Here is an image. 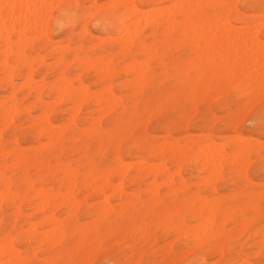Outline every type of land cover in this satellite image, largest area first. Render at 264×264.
I'll use <instances>...</instances> for the list:
<instances>
[{
    "label": "rangeland",
    "instance_id": "1",
    "mask_svg": "<svg viewBox=\"0 0 264 264\" xmlns=\"http://www.w3.org/2000/svg\"><path fill=\"white\" fill-rule=\"evenodd\" d=\"M112 2V0H96V2L92 0H65L61 3L56 2L53 5H80L79 9L73 7L69 9H63V11L73 13L79 11L83 13L86 10H90L91 6L93 5H110ZM61 10L62 9L59 7L52 8L51 13L48 15V32L52 37V43L56 46H59V50L61 52L74 53L72 60L64 61L63 59L59 58L58 60H53L51 59V57L54 53L47 48V45H45L44 47H40L38 46V42H28L25 39L26 44H24V46L26 45L25 47L27 51L31 54L30 62L32 61V70L26 67V70H24L22 73L17 74V76H25L26 73H28L29 69V72L33 71L31 74L34 81L40 83L41 85L54 84L63 77L72 81L80 77L83 80L82 84L89 88L91 92H95L100 90L101 88L98 81L96 80L97 77L94 68V62H96V60L107 61L112 59L115 65L118 66L116 70L117 72H115L112 77V85L114 91L117 94H123V101L128 100L125 98V96H127L128 94L125 93L124 90H122L120 85L125 82L127 78L131 79L132 76L127 75L121 71L123 64L126 62L129 63V61L123 60L120 54H116V52L118 51V47L114 43L113 38L115 37V35L112 30L114 16H116V13L113 11V9H99L96 11L95 15H89L86 18L82 17V22L80 23L73 22L69 24L65 22L63 27L56 28V15ZM239 10L240 13L244 15L243 20L253 21L254 16L260 17L262 16V14H264V1L254 0L252 5H246L245 0L241 3ZM73 20H75V17H73ZM54 28L55 30H53ZM146 41L147 44L152 43L149 38H146ZM34 43L36 44V46H34ZM3 50V40L0 39V78L3 77ZM158 51L160 53L166 51L167 55H169L170 65L166 70H163L157 65L156 62L152 63L151 69L155 71L160 84L157 81L154 85L146 89L143 94L149 91L155 93L160 89H163L165 92H172L173 94H177L176 90L182 88L176 85V80H174V78L167 79V76L165 74L166 71L171 72L174 67L171 66L172 59H179L177 62L178 64H181L183 67H185L184 71H187L188 69V71L195 70V77L198 75V71L196 70V68L201 65V61L203 62V60L197 59V56L193 55L190 52L189 48H187L186 46L177 51L170 50L167 47L164 48V50L162 48H158ZM38 58L40 59L38 60ZM34 59L35 62H33ZM84 60L86 61V63ZM138 60L139 62H143L145 60V57H139ZM39 63L42 64L39 65ZM67 65L70 66L67 67ZM90 66H92V68ZM187 72L185 73V76H188ZM210 74L211 73L208 72L207 76ZM191 78H194V76ZM15 81L16 84H21L22 82L19 80ZM242 85L243 84L237 86L238 88H224L221 91V95L216 97L214 88L212 87L210 81L206 78L202 79L197 83L196 86V89L199 93L198 95L191 97L188 100L187 94H180V98L182 99L183 104L189 106L188 112H190V116L186 115L185 117H175L177 121H182V126L180 123L169 124L167 122L168 116L171 115V110H166L163 121L161 114L158 112L156 116L152 118V120L145 124V137H147L149 142H161L164 139L168 141L178 139V141L183 142L187 137H193L194 140L203 141L205 145L208 143L226 145L228 141L230 142L232 136L237 137V135L239 137L246 138L254 147H256L252 149L249 155L250 159L246 161V164L242 169L243 175L246 177V180L243 184L241 183V169L237 164H234L236 162L232 163V161H230V164H228L229 162H227L223 165H220L222 167L221 173L214 174V172L213 176L211 172L210 174L209 172H204L202 170L201 164L195 165V163L190 160L184 166L185 168L183 167L184 169H177L174 163L168 165L170 174L175 175L173 176L175 185L180 186L181 183L186 184L188 188V192L186 194L177 193L176 196L174 194L175 192H171L169 185L165 186V179L164 181H162V177L154 178L152 176H147L144 174L145 176L136 181V183H130L129 180L126 181L124 187V192L126 193L125 196L123 192L120 191V194L119 191L114 192V190H110L102 195H99L94 194L93 192H91V190L82 189V177H79V183L76 189L71 192L72 196H75L77 199V205L79 206H76L79 207V209L75 206H71L73 209L75 208L73 210L69 206L71 203L67 200L66 197V200L68 201L66 202V208L57 209L54 213H51L49 210L41 213H36L34 209L28 208L27 205H24L23 214L15 215L12 210L7 208V203L0 202V206L2 205V209L0 210V221H5L6 219L12 220L15 217H21L24 220H32L34 222L33 225H35V222L38 221L37 224H41H36L37 226L35 227L43 228L46 232L47 230H50V233V228L54 229L56 223V226L58 225V222L61 223V225L59 224L60 227L59 225L57 226L60 230V233L63 230V238L60 237L61 235L58 236L59 239L62 238L61 242H59V245L58 243H56L59 241V239L56 242L53 241L57 240V236H55L57 233L55 235L52 234L54 235L53 238L50 237L51 235H46H49L50 233L47 232L45 234L47 238H50L48 240H50L52 244V246L49 247L50 249H48V251H51L53 247L64 248L65 245H67L69 248H72L78 246L82 244L85 235H87L90 229L93 233H95V230L98 226H103L105 229H107L105 233L106 235L92 242V245L90 246H94L95 251L85 257L86 259L92 261L98 260L101 262V264H104V262L113 259L129 261L144 260L152 261L153 264H155V262L162 261L167 257L173 255H175L178 259L195 260L198 262V264H203V262H206V264H229V262L230 264H243V262L246 260L255 261L256 264H264V256L260 255V239L262 229H264V223L261 222V217L258 210L261 195L259 194V189L262 186V182H264V171H262L264 170V155H262L260 151V145L262 143L260 140V129L261 126L264 125V91L260 92L261 86L259 85L260 87H252L256 88V90L254 91L256 93L253 94L254 92H252L251 94L246 92L244 87L245 85H243V87ZM75 86H78L77 82H75ZM206 86L208 88V96L207 98H202L200 95L203 91V87L205 88ZM25 91L26 90H22L18 92L17 97L19 101H21L24 95L27 94V91ZM5 93L6 87H2L0 84V101L2 100V97L5 96ZM48 95L49 91L46 90L44 92L43 100L50 102ZM253 95L256 96L254 97ZM252 96L254 99L252 98ZM28 101L29 102L24 103V105L26 104L25 107L34 101V96H30ZM68 107H70V105L67 102L56 103L53 107L55 108V114L53 115V117H51V120L55 125H58V121H66V142L63 161L66 163H70L73 168H77L79 165H82V168H80L82 172H84L85 169L87 170L88 165L86 163V160L84 159V152L76 151V147L82 144L90 146V151L93 155V161L95 162V164L101 166L102 169L112 167L114 165V152L112 150L105 151L104 147L103 149H101V153H98V146L90 142L88 138L83 139L82 137L84 135H80L79 129H81L82 126L79 120H82L85 114H87L88 111L86 107L82 109L79 120H76L77 125H80L74 131H72V129L67 126L69 117L65 114V110ZM235 112L243 113L238 126L230 127L225 125L223 123L224 117ZM113 115V113L108 114L106 117H104V115V118H102L101 121L99 119L101 117H99L98 115H95L94 118H97L100 121V125H102L106 123V121H109ZM17 118H15V126L10 125L8 130L2 132L3 140L10 139L12 135H16L19 138L20 145H24L22 146L23 148L36 146V141L31 137L32 131L29 128V120L27 116L25 114H20ZM45 142L46 141L43 140V143ZM121 142L122 146L116 154H118V157L120 159L125 160L126 163H132L133 165L134 162H138V158L140 159L147 156V148L143 150L140 145H137V143H139L140 141H137L135 139L129 141L127 138H125ZM229 142L227 143L226 147L227 152H230V149H232L229 146ZM55 156L56 153H54V157ZM51 161L52 165L54 166V161ZM147 162L151 164H158L159 161L153 159L151 160V158H149ZM247 165L248 168L244 171ZM173 170L176 171L177 174L175 172V174L172 173ZM129 173L130 177L135 176L136 170H132ZM16 175L17 177L20 176L19 173H16ZM30 175L34 180H36L35 171L30 170ZM217 176L219 177V179ZM56 178L58 179V176H56L55 178H52L51 176L47 178L45 180L46 186L48 188H58L59 183L55 182ZM206 179H211L210 182L212 184L207 181L206 183H204V185H200L198 186V188H195L197 183H199L200 181L205 182ZM153 181L159 183V185L162 181L161 185L163 186H160L161 188H159V185H157L158 187L156 186V188H158L157 194L151 192L152 190H150L149 188L151 182ZM68 184L69 183L66 181L67 195L70 193V184ZM245 189H254L255 191H247L246 194ZM128 193L129 195H127ZM230 193L232 194V196H230ZM237 193L241 196H239ZM233 195H236V197H234ZM242 195L244 196L242 197ZM186 196L189 198L198 196L199 198L203 197L202 199L209 200V198H211L213 200H221V203L219 201V208H215L218 210L214 211L213 209V214L211 216L209 215L208 217L207 213V216L204 215L205 213L202 215V217H204V222L208 218L213 217V219H208V221H211L210 223L208 221L203 223L202 218H198V220L197 218H193L194 212H190L192 210L190 206L192 205L188 204L189 206H185L183 202V200L187 198ZM241 198H243L245 202L237 203V201ZM252 199L255 200L254 206L256 208V211L253 215L244 218L242 213L248 207L247 201H250ZM192 200H196V198H192ZM211 201L212 200L208 202ZM224 207L227 209L226 211L224 210ZM234 210H238V213L236 214ZM197 211L199 212V208H197ZM231 211L234 212L233 216L231 214ZM177 213L180 214L176 215ZM227 213H230L233 218L230 216V214L229 216H227ZM223 214L226 215L227 218L226 216L224 217ZM51 215L55 217V221L54 219H52V221H50L51 219L48 220ZM168 216H170L171 219ZM44 217H46L47 220ZM132 217H135L139 221V223L137 224V230H143L141 232V236L139 237L142 242L139 245L133 244V246L131 247L128 244H124L123 247H119L118 245L122 241H118L116 245H110L108 249L102 248V240L105 238H110L113 233L120 232L124 227L127 226L126 218ZM206 217L207 219H205ZM42 219L44 221H42ZM180 219L181 221L183 220L185 226H182L180 224ZM241 220H243L244 223ZM212 221L214 223H212ZM220 221L225 223L220 224ZM200 223L206 224L209 227L208 229V227L206 228L202 224V226L207 229V232H205L204 228L199 226ZM31 226L32 225H30V228ZM243 228L245 229L244 231ZM59 230L57 232H59ZM208 230L211 232H209ZM198 232V236H200V234L202 236V238L200 236V239L197 236ZM40 233L45 239L40 237ZM207 233H209V236L207 235ZM145 234H150L151 239H144ZM220 234L222 237L219 236ZM43 235L44 233L42 234V232L38 233V236L45 240L44 242H48L46 241V236L44 237ZM204 235L207 238L205 237L204 239ZM39 237L35 241L23 242L18 251H23L26 255L28 253H31L34 258L43 257L44 253L40 250L41 247H37L39 246V243H44L42 239H39ZM209 237L213 238H211L210 240ZM193 239H196L197 241L195 240V242ZM38 240H40L41 242ZM36 242H38V245L36 244ZM167 249H170V252H167ZM168 253L171 254L168 255Z\"/></svg>",
    "mask_w": 264,
    "mask_h": 264
},
{
    "label": "bare ground",
    "instance_id": "2",
    "mask_svg": "<svg viewBox=\"0 0 264 264\" xmlns=\"http://www.w3.org/2000/svg\"><path fill=\"white\" fill-rule=\"evenodd\" d=\"M63 1L65 0H0V3H19V4L46 3L49 5H53L56 2L61 3ZM92 1L96 2V0H92ZM112 1L113 2L110 5L119 4V5H132L133 6L131 8L123 9L118 12L117 10L113 9V11L116 13V16H114V21L112 25V30L115 35L113 40L116 46L118 47L117 48L118 51L116 52V54L117 55L120 54L123 60L129 61V63L126 62L123 64L121 71L127 75L132 76L131 79L127 78L126 81L120 85L122 90H124V92L128 94L127 96H125L126 99H131L135 96L142 95L146 89H148L150 86L154 85L158 81L155 71L151 69L153 62H156L157 65L161 67V69L163 70H166L167 67H169L170 65L169 55H167L166 51H163L161 53L158 51V48H162L164 50V48L166 47L170 50L177 51V50H181L183 47L186 46L187 48H189L190 52L193 55L197 56V59L203 60V62H201V65L196 68V70L198 71V75L196 77L194 76V78H190V80L188 76H185L186 75L185 73L189 69L187 68L188 70L184 71L185 67H183L181 64H178L177 62L179 59L173 58L171 61V66H174L172 71L171 72L166 71L165 73L167 76V79L174 78V80H176V85L182 89L185 87V84L187 82V86L189 89L187 93L188 100L189 98L194 97L199 94L198 90L196 89L197 83L199 81L206 78L211 82L217 72L224 70L223 66L229 60L231 61V68L229 70L232 71L237 77L236 85L230 86L231 88H235L239 86L240 84H243L245 85L244 86L245 91L252 94V92L256 90V88H252V87H257L260 85V72H259L260 65L258 63H254L252 65L251 71H249L247 57L250 54V52L247 49L243 51H239V52L236 49H233L231 54L227 57V59H224L221 56V52L227 51V49L216 51V48H218V45H216L215 41L211 39L205 40L203 47H201L199 44L193 45L191 40L186 41L185 39H183L184 34H182L181 39L173 40L170 42L167 41V37H170L172 35V32L175 30V26H176L175 25V15H174V12L176 10L172 8L173 5H177V4H197V5L227 4L229 5L227 12H225L224 10H220L219 12L212 10L211 17H209L208 15L209 10L207 9L199 10L197 14H195L194 20L187 21L188 30L189 31L194 30L197 24L201 28H203L205 24H208L209 29H211V27L216 24L217 20L222 18L223 25H226L229 30L236 32L239 35L247 37L248 41L254 44L255 54L259 56L260 48L262 45H264V32L261 31L259 25L258 24L255 25L251 31H249L248 25L246 24L241 28L235 27V25L245 22V20H243L244 15L241 14L239 10L241 3L244 2L245 0H112ZM253 1L254 0H246V5H252ZM51 10L52 8L48 9L47 15L51 13ZM27 11H28L27 9H24L25 13H27ZM262 16H264V14H262ZM260 18L261 16L260 17L254 16L253 21H259ZM164 29H166L167 31H165ZM209 35L211 37V35L213 34L210 32ZM17 38L19 39V37ZM146 38H149V40H151L152 43L147 44ZM3 47H4V42H3ZM2 57H4L3 52H2ZM139 57H145V60L143 62H139L138 60ZM39 59L40 58H38V60ZM218 59L220 60L219 64L216 63ZM33 62H35V59ZM31 64H32V61L31 62L29 61L27 65L29 69H31ZM40 64L42 63H39V65ZM68 66L70 65H67V67ZM90 67L92 68V66ZM94 68L96 71V77H97L96 80L98 81L100 88H101L100 90L95 91V92H91L89 88L83 85L82 84L83 80L78 76H77L78 78L74 79V81L70 79L68 80L65 77H63L62 79H59L56 83L50 84V85L48 84L41 85L40 83L35 82L31 74L33 71L29 72V69H28V73H26L25 76L18 75L15 77V80L22 81L21 84H16V83L6 84L4 78L3 77L0 78L1 86L6 87L5 96L2 97V100L0 101V128H1L0 129V202L1 203L4 202L3 200V195L5 191L4 173H5L6 168L9 173L8 182H7V186L9 188L20 189L23 193L31 192V195L16 196L15 194H12L13 198L11 202L7 203V208L12 210L15 215L23 214L24 205H27L28 208L34 209L36 213L37 212L41 213L46 210H49L51 213H54L57 209L66 208V202L69 201L71 203L69 205L70 207L75 206L76 208L79 209V207H77L79 205H77L76 197L72 196L71 194V192H73L76 189L79 183V177H82V184H83V185L81 184L82 189L91 190V192H93L94 194H99V195H102L107 191L114 190V192L115 191L116 192L119 191V193L120 191L123 192L125 196L126 193L124 192L125 190L124 187H125L126 181L129 180L130 183H136V181L140 180L145 175L152 176L154 178L162 177L163 178L162 181H164L165 179L166 183L164 182L163 183L165 184V186L169 185L171 192L172 193L175 192L174 194L176 196H177V193L186 194L188 192V188L185 183H181L180 186L175 185V181L173 178V176L175 175L170 174V169L168 168L169 164L174 163L177 169H182L188 163V161L191 160L195 163V165L201 164L202 170L204 172H209V174L210 172L212 174L214 172H215L214 174H220L221 169H222L220 165H223L224 163H227V162H229L228 164H230L231 163L230 161L234 163L242 155H246L249 157L252 149L256 147V146L254 147L249 142L248 139L243 138V137H239L238 139L236 136L235 137L232 136L230 142L228 141L230 144L229 146L232 148L230 149V152H227L226 150L228 142L227 143L225 142L226 145L225 144L217 145V144H211V143H208L205 145L203 141L194 140L193 137H187L186 139H184L183 142L178 141V139L172 140V141H168L164 139L161 142H149L147 137H145L144 140L137 143V145H140L143 148V150L147 148V156H145L144 158H140V159L138 158V162L136 163L134 162V164L132 165V163L129 164V163H126L125 160L120 159L118 157V154H116L120 150V147L122 146V142H120L117 146L113 147L108 143L98 141L96 138H94V136H88L87 137L88 140L98 146V150H99L98 153H101V149H103L104 147H105V151L112 150L114 152L113 154L114 155V159H113L114 165L112 167H108L107 169H102L101 166H98L93 161V155L91 154L90 146L80 144L76 147V151L84 152V159L86 160L88 169L87 170L85 169L84 172H82L80 169L82 168L81 167L82 165H79L77 168H73L70 163H66L63 161V157L65 153V142H66V121L65 122L58 121V125H55L52 122L51 117H53V115L55 114V108H53L54 105L59 102H67L70 105V107L66 108L65 114L69 117L67 126L70 129H72V131H74L80 125V124L77 125L76 120H79L80 114L82 113V109L86 107L88 111L87 114H85L82 120H79L82 126V128L79 129V132H80V135H84L90 129H94V128L99 129L101 127L100 125L101 119L106 117L108 114H112V113L114 114L118 107V102L123 101V94L122 93L117 94L114 91V88L112 85V77L115 74V72H117L116 70L118 68V66L115 65L114 61L112 59L107 60V61L96 60V62H94ZM181 71L183 72L185 76L183 80L178 79V77L181 75ZM208 72H210L211 74L207 76ZM249 77H251V84L247 82ZM75 82L78 83V86H75ZM223 89L217 90L214 88V93L216 94V97L221 95V91ZM22 90H26L27 92L26 91L25 92L27 94L24 95L23 99L21 100L22 102H21L18 100L17 94L18 92ZM46 90L49 91L48 98L50 102L43 100L44 92ZM260 92H262V90ZM255 93L256 92H254L253 94ZM30 96H34V101L25 107L26 104L24 105V103L29 102L28 99ZM200 96L202 98H207L208 96L207 86L205 88L203 87V91ZM253 96L255 97L256 95H253ZM6 102L9 103V107L7 111L5 110ZM20 114H25L27 116L29 120V128L32 131L31 137L36 141L35 143L37 144L36 146L29 147V148H23L22 146L24 145L22 146L20 145L19 138L16 135H12L10 139L3 140L2 132L8 130L10 125L15 126L14 125V122L16 120L15 118H17ZM95 115H98L99 117H101V118L98 117L100 121L97 118L96 119L94 118ZM43 140H45L46 142L43 143ZM5 144L13 146L12 152L16 155V159L12 160L8 165H5V155H6L4 151ZM54 153H56L55 157H54ZM147 157L148 159L151 158V160L153 159V160L159 161L158 164L148 163ZM51 160L54 161V166L52 165ZM248 165L244 169V171L248 168ZM30 170H33L36 172V180H34L33 177L30 175ZM132 170L134 171L136 170V175L130 177L129 172ZM174 172L176 173V171L173 170L172 173ZM16 173H19L20 176L17 177ZM50 176L52 178H55L56 176H58V179L57 178L55 179V182L59 183L58 188L56 189L48 188L46 186L45 180L49 178ZM211 179H206L205 182L200 181L199 183L196 184L195 188H198V186L200 185H204V183H206L207 181L210 182ZM66 181L70 184V187H69L70 193L68 192L69 193L68 195L66 192ZM162 181L160 182V185L159 183H156L155 181L151 182V185L149 186L150 190H152L151 192H153L154 194H157L158 188H156V186L159 185V188H161L160 186H163L161 185ZM114 182H117V183H114ZM127 195H129V193ZM236 195L235 196L233 195V196L236 197ZM244 195H242V197ZM230 196H232L231 193H230ZM66 197L68 201L66 200ZM103 197H106V196H103ZM192 198H196V200H192ZM202 198L201 197L199 198L198 196L190 197V198L187 197L183 200V202L185 206L188 204L192 205L190 206V208L192 209L190 212L192 211L194 212L193 218L195 219L197 218V220L198 218H202L203 223H205L206 221H208V219L209 220L210 218L213 219V217H210L208 219L206 217L205 219L207 220L204 222V217H202V215L205 213L204 214L205 216L207 215L208 217L209 215L211 216L213 214L212 213L213 209L214 211L218 210L215 208H219V204L221 203V200H219L220 201L219 203L218 200H213L211 198H209L208 200V199H202ZM210 200L212 201L208 202ZM197 208H199V212L197 211ZM1 209H2V205L0 206V210ZM224 210L226 211L227 209L224 207ZM240 210H241V207H240ZM243 210H244V207H243ZM237 211H235L236 214L238 213ZM231 212L230 213L233 216L234 212L233 211ZM230 213H227V216H229ZM179 214L177 213L176 215H179ZM52 215L50 217L48 216L49 217L48 220L51 219L50 221H52V219H54L55 221L56 219ZM225 216L226 215H224V217ZM44 218L47 220L46 217ZM42 221L44 220L42 219ZM241 221L243 222V220ZM37 222L35 223L37 224ZM208 222L210 223L211 221H208ZM220 222H221L220 224L223 223L222 221ZM212 223L214 222L212 221ZM36 224L32 226L35 227L41 223H38L37 225ZM59 224L61 225V223L58 222V225ZM180 224L182 226H185V223L183 222V220L180 222ZM200 224L199 226L202 228L208 227L206 224H203L204 227L202 226V224L201 225ZM248 224H249V221H248ZM55 226H54V229L50 228L51 233H50V230H47V232L50 233L49 235L46 234L47 233L46 231H43L42 234L44 233L43 235L44 237L46 235L47 236L51 235L50 237L53 238L54 235L57 233L55 235L57 236V238L55 237L57 240L52 239L53 241L56 242L59 239L58 236L61 235L60 237L63 238V233H62L63 227L61 228L62 230L61 232L62 234H61L58 227L56 226V229H55ZM206 228H204L205 232H207ZM57 229L59 230V232H57L58 231ZM244 230L245 229L243 228V231ZM198 234L199 232L197 233V236ZM221 234L219 236H221ZM207 235L209 236V233H207ZM200 236H198L199 239H200ZM40 237H42L41 233H40ZM40 237L39 239L43 238V237L42 238ZM203 237L205 239L206 236L204 235ZM43 239L42 241L44 242L45 240ZM48 239L50 238L48 237L46 241H50ZM61 239H59V241L56 242L58 243V245L60 244L59 242H61ZM193 240L195 241L196 239H193ZM37 243L38 242H36V244ZM44 243L41 242V244H44ZM41 244L39 243V246L37 247L40 248ZM169 250L167 249V252ZM170 254L171 253H168V255ZM2 259H4V253H3V250L0 249V260Z\"/></svg>",
    "mask_w": 264,
    "mask_h": 264
},
{
    "label": "snow or ice",
    "instance_id": "3",
    "mask_svg": "<svg viewBox=\"0 0 264 264\" xmlns=\"http://www.w3.org/2000/svg\"><path fill=\"white\" fill-rule=\"evenodd\" d=\"M61 8L62 10L56 15L55 27H63L65 22L71 24L73 22H82L81 18L88 17L89 15H95L99 9H115L118 11L131 8L132 5H93L90 10H86L81 13L79 11L67 12L63 9L76 8L79 9L80 5H49L46 3H0V39L4 42V63H3V78L6 84H14L15 77L17 74L22 73L26 70V67L31 59V54L25 48V39L31 42H38V46L44 47L51 50L54 54L51 59H63L64 61L72 60L74 53H63L59 50V46L52 43V37L48 32V9L50 8ZM172 8L176 10L175 15V30L172 32L170 37H167V41L178 40L182 38L186 41L191 40L193 45L199 44L201 47L204 46L205 40L211 39L218 45L216 51L227 49V51L221 52V56L224 59L231 54L233 49L238 52L245 49L249 50L250 54L247 57V63L249 71H251L252 65L258 63L260 65V86L261 90L264 91V45L261 46L259 56L255 54L254 44L250 43L247 37L239 35L223 25L222 18L217 20L216 24L209 29L208 24H205L201 28L198 24L194 30L189 31L187 27L188 20H194L195 14L199 10L207 9L209 17H211L212 10L219 12L224 10L227 12L229 5L227 4H212V5H197V4H177L173 5ZM27 9V13L24 12ZM109 14V13H105ZM75 17V20H73ZM248 25L249 31L253 29L255 25H259L262 32H264V16H261L259 21H245L241 24L235 25L236 28H241L244 25ZM55 30V28L53 29ZM167 31L166 29H164ZM213 35H209V33ZM186 33V34H185ZM19 37V39L17 38ZM34 46L36 44L34 43ZM202 62V61H201ZM217 64L220 63L218 59ZM154 67V65H153ZM224 70L217 72L210 82L212 87L215 89L228 88L236 85V75L230 71L231 61L229 60L223 66ZM180 71V70H178ZM189 80L191 77L196 75V71H188L187 73ZM162 78V77H161ZM178 79L183 80L184 75L181 71V75ZM251 84V77L248 81ZM187 82L183 89H177L176 93L165 92L163 89L156 91L155 93L149 91L140 96H135L126 101L118 102V107L112 118L106 123L102 124L99 129H90L84 134L83 139H87L88 136H94L98 141H102L110 144L111 146H117L123 139L127 138L129 141L135 139L137 141H143L145 133V124L152 120L153 117L159 112L162 117L165 116L166 110H171V115L168 116L167 122L169 124L180 123L175 117L190 116L187 105H184L180 94L188 93ZM198 94V93H197ZM9 103L6 102L5 110L7 111ZM243 113L235 112L224 117L223 123L227 126H238L239 121ZM239 139V136L237 135ZM260 151L264 155V125L260 129ZM12 147L5 144L4 151L5 165H8L12 160L16 159V155L12 152ZM250 157L246 155L240 156L236 164L241 168V183L243 184L246 177L243 175V167L246 164V160ZM264 171V170H262ZM8 171L7 168L4 173L5 180V191L3 200L5 203L11 202L13 196L20 195H31V192L23 193L20 189L9 188L8 182ZM247 191H255L254 189H245ZM260 191V202H259V214L261 222L264 223V182L259 189ZM244 199L241 198L237 203H244ZM248 207L243 211L242 215L247 218L253 215L256 211L255 200L252 199L247 201ZM32 220H24L21 217H15L12 220L6 219L0 221V249L3 250L4 259L0 260V264H101L100 261L88 260L85 257L92 254L95 251L92 242L105 236L107 229L103 226H98L95 233L89 230L85 235L82 244L69 248L65 245L64 248H53L48 251L51 246V242H45L41 245L40 250L43 251L44 255L41 258H34L31 253L27 255L18 249L23 242H31L38 239V233L43 232V228L32 227ZM139 221L135 218H126V227L120 232L113 233L110 238L102 240L101 247L108 249L110 245H116L118 241H122L118 246L123 247L124 244H128L130 247L139 245L142 241L139 239L141 236L142 229L137 230V224ZM144 239L150 240V234H145ZM260 255L264 256V229H262L260 239ZM58 257V258H57ZM104 264H153L152 261H129V260H109ZM155 264H198L195 260L189 259H178L175 255L169 256L162 261H157ZM206 264V262H203ZM230 264V262H229ZM243 264H256L255 261L246 260Z\"/></svg>",
    "mask_w": 264,
    "mask_h": 264
}]
</instances>
